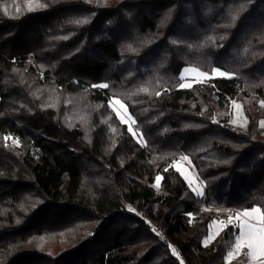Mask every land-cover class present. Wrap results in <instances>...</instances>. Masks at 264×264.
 I'll return each mask as SVG.
<instances>
[{"label": "trees", "instance_id": "obj_1", "mask_svg": "<svg viewBox=\"0 0 264 264\" xmlns=\"http://www.w3.org/2000/svg\"><path fill=\"white\" fill-rule=\"evenodd\" d=\"M261 101L264 0H0V264H225L236 228L202 240L264 211Z\"/></svg>", "mask_w": 264, "mask_h": 264}, {"label": "rangeland", "instance_id": "obj_2", "mask_svg": "<svg viewBox=\"0 0 264 264\" xmlns=\"http://www.w3.org/2000/svg\"><path fill=\"white\" fill-rule=\"evenodd\" d=\"M185 69H188V71H185ZM200 72L201 71L197 70L196 68L195 69L191 68V67L183 68L181 71V76H180L181 84L194 85V84L200 83V82H207L211 78H224V77L220 76L218 73L214 74L213 71H211L210 74L208 73L207 77L200 76L199 75ZM180 88H190V87H180ZM117 100H118L117 98L112 97L108 102L109 108L111 109V111L114 112V114L120 120V122H121L120 117L124 118V122H121V123L124 124L125 126H127L128 132H130L129 128L131 127L132 131L130 133L132 134L135 141L140 145L143 144V141L140 140V137H141L140 133L137 132L134 128L133 118L129 119L128 110L125 111L124 108H121L120 104L116 103ZM236 105H240V107L237 108ZM117 112H119V114H120L119 117L117 116ZM231 115H232L231 124L233 126H236L237 128L245 127L246 118L242 112V107H241L240 102L239 103L238 102L232 103V114ZM262 121H264V120H262ZM133 133H135V135H133ZM172 165H173L174 169H176V170L179 168V170H177V171L179 173H181L182 177L184 178V180L186 181V183L188 184V186L191 188V190L193 191V193L195 195H196V192L194 190H199L204 194L203 184L200 180H198L197 175L194 172L189 160H182V159L175 160V161H173ZM159 181H157V179H156L155 185H157L159 183ZM196 196L198 197V195H196ZM200 196H202V195H200ZM237 213H241V212H235V213L229 214L227 216V218H223L222 216H219L218 214H216V215L214 214L211 222L208 224V228H207L208 234L202 240L203 245L210 244V242H212L221 232H223L226 229V227H228V225H231L233 228H236V230H237L236 236H237L239 233V228L237 226L238 221L235 219ZM229 216L233 217L231 223H229ZM244 219H246V218H244ZM252 223H256V221L253 220ZM210 235L213 236L214 238L210 242L205 244V241L207 240V238ZM236 236L234 237V244H235ZM234 244H233V246H234ZM233 246L229 249V251H232ZM229 251L225 255V264H257L256 261H253L250 258H246L243 255V253L246 252L247 249H242L240 255L234 254L230 261L228 260ZM172 253H173V251H172ZM175 255L179 258V256L177 254H175Z\"/></svg>", "mask_w": 264, "mask_h": 264}, {"label": "snow or ice", "instance_id": "obj_3", "mask_svg": "<svg viewBox=\"0 0 264 264\" xmlns=\"http://www.w3.org/2000/svg\"><path fill=\"white\" fill-rule=\"evenodd\" d=\"M39 7H43L44 5H38ZM237 17L233 16L232 20L233 22L236 21ZM88 21L85 20H79L75 21V23H87ZM66 38V37H65ZM223 39V37L221 38ZM175 43V41H173ZM185 71H188V69H185ZM214 74H219L222 77H228L231 78V74L221 71L219 68H214L213 70ZM200 76L207 77L208 73L200 72ZM191 84H181L180 87H191ZM96 87V86H94ZM98 87L106 88L108 85L102 84ZM141 91H147V89H141ZM157 95H160V93H157ZM116 103L120 104L121 108H124L125 111H127L125 105L121 103L119 100L116 101ZM235 103V102H233ZM237 108L240 107V105H236ZM261 107H264V101H261ZM117 116L119 117L120 114L117 112ZM121 122H124V118L120 117ZM129 119H131V116L129 115ZM215 122V121H214ZM135 123V121H133ZM261 128H264V121L260 122ZM129 131H132V128H129ZM135 135V133H133ZM4 139L7 141L10 139L9 137H4ZM143 137H140V140H142ZM13 144L17 143L16 140H12ZM182 160H188L187 156L181 157ZM167 170V169H166ZM179 170V168L177 169ZM161 178L158 176L157 181H159ZM196 192V195L200 196L203 195V193L199 190H194ZM131 210V209H130ZM246 218V219H244ZM233 217L229 216V223H231ZM235 219L238 221V228L239 233L236 236L235 244L233 246L232 251H229L228 253V260L230 261L233 255H240L242 249H247L246 252L243 253V255L246 258H250L253 261H256L257 264H264V211H261L259 207H253L250 210L245 209L241 213H237ZM256 221V223H252V221ZM214 237L209 236L207 240L205 241V244L210 242ZM171 247V246H170ZM173 253L175 254V249H173Z\"/></svg>", "mask_w": 264, "mask_h": 264}]
</instances>
